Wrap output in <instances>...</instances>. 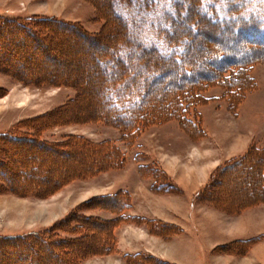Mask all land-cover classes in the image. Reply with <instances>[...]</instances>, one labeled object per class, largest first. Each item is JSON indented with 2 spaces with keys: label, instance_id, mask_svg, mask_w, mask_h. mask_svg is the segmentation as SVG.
I'll use <instances>...</instances> for the list:
<instances>
[{
  "label": "rangeland",
  "instance_id": "rangeland-1",
  "mask_svg": "<svg viewBox=\"0 0 264 264\" xmlns=\"http://www.w3.org/2000/svg\"><path fill=\"white\" fill-rule=\"evenodd\" d=\"M144 1L146 0H138V3L134 1L132 10H128L133 20L140 18L148 21L158 16L159 5L166 3V0H157L158 9L151 8L145 13L141 7ZM111 2L118 4L119 0H0V25L8 20L50 18L63 23L77 24L85 33L94 35L98 40L86 41L74 31H67L68 29L59 23L50 25L53 26L50 35L46 32L44 36L40 26L45 24L40 25L42 23L37 24L35 21L34 24H37V27L33 28L39 36L44 37L42 45L49 48L45 54L34 41L18 40L21 35L19 32H11L14 37L4 42L2 35L5 33L1 29L0 134L12 132L32 134L37 128L36 125L40 124L39 138L45 142L59 143L70 137L78 139L80 136L94 143L107 140L114 142L125 152L126 157L122 167L112 168L93 176L73 178L48 193L46 190L54 179H58L69 170L80 169L84 163L91 161L85 156V150L77 144H70L73 148L69 150L62 148L65 151L56 155L48 149L29 145L27 151L22 149L25 155L19 156L16 162H13L14 156L8 160L5 159L8 164L13 162L15 169L20 172L16 176H11L12 183L15 186L32 188L31 190L29 188L10 190L7 185L9 179L4 178L0 173V237L49 231L56 243L57 240L63 243L54 242V244L45 245L47 247L43 249L26 246L25 249L30 251L35 259L33 256L30 259V257L15 255L14 258L7 257L10 260H3L2 264H35L37 259L40 260L39 264H57L60 261L61 264H67L62 260V253H64L62 249L66 244L64 241L81 237V227L84 226L83 217L106 221L118 217L117 213L109 210L110 201L100 196L111 193L121 194L123 191L126 193L121 194L120 198L124 200L126 196V202L129 204L123 211L125 215H131L133 209L136 211L133 201L135 202V197L139 195L137 207H140L141 203L146 208H151L161 218H146L139 215L137 217L158 220L164 224L171 223L162 221V217L166 218L163 208L171 205L169 200L175 201L174 205L177 204L180 211L175 216L169 214L170 217L167 220L181 224L183 230L166 237L159 234L152 236L153 233L144 224L126 221L114 225L112 220L103 246V250L107 251V247L111 248L114 245L111 252L84 256L77 261V264H122L127 254L137 252L154 258L158 257L157 259L168 264H264V201L250 205L239 213L228 214L218 209L214 211L204 208L202 200L195 201L198 204L194 205V209L191 198L198 191L192 192L189 199L191 205L187 206L185 204L187 199L184 196L181 202L178 197L155 196L182 192L163 167L178 179L181 176L186 177L180 181L187 183L181 187L188 193L193 189L188 184L193 183L196 178L194 185L197 186L209 169L211 173L224 161L246 152L250 146L264 147V64L255 63L252 66L251 75L255 78L256 87L246 91L245 96L237 103L235 111L228 108L229 103L226 99H212L195 107V115L196 117L199 115V126L203 130L199 138H192L182 130L176 120H170L146 126L136 138L134 145L126 147L122 132L113 124L100 120L85 121L87 117L95 116L111 108L99 80L102 74L98 71V66L93 64L95 59L101 58L100 48L108 45L111 36L116 37L119 34L121 25L110 16L111 25L106 26L107 20L101 15V9L107 12L108 4ZM123 10H127V7L122 1L120 6H117V11L121 14ZM165 10L170 11L169 7ZM243 11L244 9L240 12ZM229 14L232 16V13ZM144 25L146 22L135 31L132 29L130 35L155 41L154 31ZM144 28H146L145 31H141ZM178 29L184 39L194 36L192 22ZM198 37L203 40L204 45L209 44L206 38L199 35ZM244 42H246L245 39H240L236 44H240L241 51L248 56L251 54V49H248ZM191 46L188 45V47ZM118 48V46L111 47L102 59H108V54L115 53L119 50ZM16 49H19L18 54L15 53ZM130 52L128 60H132L134 56L138 57L134 50ZM214 65L205 63L204 67H214ZM13 71L16 73L14 74ZM175 71L178 73L177 70ZM133 72L138 76L135 83L137 86H141L152 77L148 69ZM172 72L171 69L167 73ZM108 74L107 71L106 75ZM29 77L33 78L29 80ZM39 77L45 81H40ZM166 77L167 75L158 77L155 81L153 79L154 87L149 95H159L160 92L168 91L169 85L163 84ZM161 84L159 92L157 89ZM81 89L82 94L79 92ZM220 92V88L215 86L206 89L204 94L212 98L213 95L219 96ZM72 99L74 101L70 103ZM54 114L57 116L54 117ZM60 114H66V118H61ZM54 120L55 123H50ZM167 140L172 143L171 149H167ZM19 143L16 142L17 147L20 146ZM172 151L176 153L171 154ZM211 152L220 153L227 158H223L217 164V159L210 156ZM139 165H149L144 167L147 174L143 175L139 172ZM72 166L76 168L72 169ZM151 166H156L159 170L154 171ZM35 167L36 170L33 171L32 168ZM160 170L164 173V177L159 173ZM188 170H191L190 178ZM166 176L170 179L169 181L165 180ZM234 178V183L228 184L230 193L234 194L233 200L241 202L255 195H264L263 181L257 178L255 173L251 175L247 171L243 176L241 174ZM154 181L159 187H168L172 182L179 188V192L156 190ZM33 182L36 184H32ZM260 185H263L261 189ZM201 186L199 188H202ZM123 200H121L122 203L125 202ZM250 201L253 199L251 198ZM210 208L215 209L212 206ZM233 215L237 217H232ZM144 230L150 235H144ZM121 233L129 237L127 240L124 239L129 247L127 245L126 250L123 251L118 248V236ZM88 235L87 242L79 245V249L86 251L97 246L92 244L96 235L95 230L90 231ZM214 236L218 241H222V244H215L217 240L211 242ZM162 238L172 239L165 244L163 240H160ZM237 240H251L252 243L240 252L241 247H236ZM223 245L233 246L237 253L233 252L232 248L231 251H225L224 248L223 250L221 247ZM12 252L9 243L1 244L0 261L4 257L6 259V255Z\"/></svg>",
  "mask_w": 264,
  "mask_h": 264
},
{
  "label": "trees",
  "instance_id": "trees-1",
  "mask_svg": "<svg viewBox=\"0 0 264 264\" xmlns=\"http://www.w3.org/2000/svg\"><path fill=\"white\" fill-rule=\"evenodd\" d=\"M122 1L126 5L127 10H123L120 14L117 11V6H120ZM134 1L138 3V0H119L118 4L112 2L108 4L107 12L103 8L101 9L102 17L107 20L106 26L110 24V16L113 17L116 23L121 25L120 29L118 28L119 34L116 37L111 36L108 45L100 48L101 58H97L93 62L94 65L98 66L97 69L102 74L99 80L102 83L103 91L106 92L105 98L109 100L111 108L105 109L102 113H97L95 116L87 117L85 121L100 120L110 125L113 124L122 132L126 147L134 145L136 138L146 126L170 120H176L182 130L192 138H199L203 134V130L199 126V115L197 117L195 115L194 109L197 105L207 103V101L212 99H226L229 103L228 108L231 111H235L237 103L245 96L246 91L256 87V81L251 75V70L255 63L264 64V0H166V3L163 2V4L159 5L160 7L156 5L157 0H146L141 5L145 13L151 8L157 10L159 7L160 9L159 15L150 18L148 21L140 18L133 20L130 17L128 10H132ZM166 7H169L170 11L165 10ZM242 9L244 11L240 12ZM229 13H232V16ZM35 21L37 24L42 23L40 25L45 24V26H40L42 28L38 27L43 30L44 36L46 32L50 35L53 28L50 25L59 23L63 24L68 29L67 31H74L86 41H98L94 35L85 33L77 24L63 23L50 18H30L24 21L8 20L2 23L0 31L3 29L2 31L5 33L2 35L4 42L14 37L11 32H19L23 37L21 38L20 35L19 39L17 38L18 40L34 41L47 54L49 48L42 45L44 44V37L39 36L35 28H33L37 27V24H34ZM145 22L146 25L144 26L154 31L155 41L147 38L144 40L140 36L130 35L132 29L135 31L136 28H140L139 26ZM190 22H192V34L194 36L184 39L178 27ZM145 29L141 31L144 32ZM198 35L206 38L209 44L206 43L204 45L203 40L199 39ZM240 39H245L244 45L251 49L250 55L245 56V53L241 51L240 44H236ZM188 45H192L194 48L192 49V46L188 47ZM114 46H118L119 50L115 53H109L108 59H102V56L107 54L109 49ZM131 50H134L138 57L134 56L132 60H128ZM18 52L19 49H16L15 53L18 54ZM205 63H213L215 65L214 67H204ZM139 69L150 70L152 76V79L146 80L141 86L135 84L138 76L133 72ZM171 69L173 72L168 74L167 72ZM175 70L178 73H175ZM107 71L108 75H106ZM165 75L167 77L163 84L169 85L168 91L160 92L161 84L160 88L158 87L157 89L160 92L159 95H149L150 90L154 87L153 82L155 79ZM31 78L33 77H29V80ZM39 80L45 81L42 77H39ZM179 80L180 82H178ZM215 86L220 88V95H213L212 98L206 97L204 94L206 89ZM79 92L82 94L83 90L81 89ZM56 116L57 114H54V117ZM60 117L66 118V114H60ZM32 121L35 120L32 119ZM43 122H46V120H43ZM55 122L54 120V122L50 123ZM38 126L40 124L36 125L37 128L32 134L22 132L0 134V173L4 178L9 179L7 185L10 190L15 191L22 188L31 190L30 188H32L15 186L11 180V176H16L20 173L15 169L13 162H16L19 156L25 155L23 153L25 151H22V149L27 151V146L29 145L45 148L56 155H60L65 150L73 148L70 144H77V146L86 151L85 156L92 161L84 163L80 169H74L73 167L76 168V166H72L74 170H69V172L58 177V179H54L50 187L47 188L46 193L59 188L73 178L93 176L112 168L122 167L125 163V152L112 141L104 140L94 143L80 136L78 139L70 137L59 143L45 142L39 138L38 132L40 130ZM67 141L71 143L68 144ZM16 142H20V146L17 147L16 145L18 144ZM12 156L15 159L13 158V162L10 165L5 162V159L8 160ZM94 160H100V163ZM148 166L139 165V172L143 175L147 174L144 167ZM151 167L154 171L159 170L156 166ZM32 169L35 171L36 167ZM247 171L251 175L255 173L257 178L262 179L264 185V147L250 146L243 154L224 161L209 174L202 188L192 196L191 200L193 202L202 200L207 205L228 214L239 213L250 205L264 201L263 194L246 198L241 202L232 199L234 194L230 193L228 184L234 183V176L239 177L241 174L243 176ZM159 173L161 175L164 174L161 170ZM168 179L166 176L165 180L169 181L170 179ZM32 184L36 183L33 182ZM154 185L156 190L179 192V188L172 182L168 187L156 186L155 181ZM263 185H260V189ZM125 193L123 191L121 194ZM121 194L111 193L100 196L103 199H107V201L109 200V210L118 214V217L112 219L114 225L119 222L136 221L146 225L151 233L159 234L163 237L180 231L177 226L164 224L158 220H147L143 217L125 215L123 211L128 208L129 204L126 202V196L124 200L120 198L122 197ZM251 198L253 201H250ZM121 200L125 202L122 203ZM112 220L106 221L83 217L82 223L84 226L81 227V237L64 241L67 245L64 244L65 247L62 249L64 252L62 253V260L67 264H77V261H80L84 256L103 255L111 252L114 245L111 248L107 247V251L103 250V246L106 243V235L108 236L109 232L108 226ZM93 230H95L96 235L92 244L97 246L86 251L79 249L78 246L87 242L86 237ZM54 242L56 243V240H54V236L49 231L0 237V246L3 243H9L13 250L11 254L6 255V259L4 257L0 261V264L3 263V260L9 261L10 259L8 258H14L15 255L18 257H30L31 259L33 254L25 249L26 246L43 249L47 247L45 245L54 244ZM61 243L63 241L57 240L56 244ZM251 243V240H237L236 247L240 246L241 252L243 248H247ZM71 247L73 248L71 249ZM221 247L225 251H231L230 249L232 248L233 252L237 253L233 246L223 245ZM124 260L126 264H168L143 253L127 254ZM39 261L38 259L35 260V264H39ZM61 263V261L57 262V264Z\"/></svg>",
  "mask_w": 264,
  "mask_h": 264
},
{
  "label": "crops",
  "instance_id": "crops-1",
  "mask_svg": "<svg viewBox=\"0 0 264 264\" xmlns=\"http://www.w3.org/2000/svg\"><path fill=\"white\" fill-rule=\"evenodd\" d=\"M214 141H216L215 139H214ZM214 141H212V143L214 142ZM167 143H166V145H167V149H171L172 148V143H171V141L170 140H167L166 141ZM176 153V151H172L171 152V154H175ZM210 156H213L215 159H217V164L219 163V162H221L222 161V159L223 158H227V156H224V155H222V154H218L217 152H211V154H210ZM161 163V162H160ZM216 164V165H217ZM163 169H164V171L169 175V177H171V179H173V181H174V183H176L177 185H178V187L182 190V192H180V193H176V194H158V195H155V196H161L162 198H165V197H178V200H179V202H181V201H183V199H182V196H184V197H186V201H187V203H185L186 204V206L189 204V205H191L189 202V199H190V197H191V195H192V192H195V191H198L200 188H199V186L200 185H202L203 186V184L206 182V180H207V178H208V176H209V172H210V170L211 169H209L208 170V172L204 175V177H202V179H201V181H200V183L197 185V186H195L194 185V183L197 181V179L195 178V180H193L194 182L193 183H189L188 185L189 186H192L193 187V189H192V191L191 192H186L185 190H184V188H182L181 186L182 185H187V183H184V182H182V181H180V179L181 180H183L184 178H186V177H183V176H181V178H176V176L175 175H173V174H171V173H169L164 167H163ZM189 173H191V170H188V177L190 178V174ZM201 186V187H202ZM197 187V188H196ZM130 189V188H129ZM148 193H151L152 195H154L152 192H148ZM134 194V193H133ZM136 198V200H135V202L133 201V207L135 208V210L136 211H134V209H133V211H132V213H131V216H133V215H139V216H143V217H146V218H161V217H158V215L151 209V208H146L144 205H141V203L139 204L140 205V207H137L138 205L136 204L137 203V201H138V199L140 198V196L138 195V197H135ZM174 200V199H173ZM170 201V203H171V205H169V206H165L164 208H163V213L164 214H166L165 215V217L166 218H164V217H162V221H166V222H168V223H171V225H174V226H177V227H179L180 228V231L181 230H183V228L181 227L182 225L181 224H179V223H176L175 221H168L167 220V218L168 217H170V215L169 214H172V216H175L179 211H180V208H179V206H177V204L176 205H174L175 204V201H172V200H169ZM177 202V201H176ZM198 203L197 202H194V204H192V206H194V205H197ZM201 205V204H200ZM203 207L204 208H207V209H211V210H214V211H216V209H214V208H210V206L209 205H207L206 203H204V205H203ZM194 209H195V206H194ZM138 211V212H137ZM217 212H219V213H222L221 211H217ZM223 214H225V213H223ZM232 217H237V215H233ZM197 222V221H196ZM146 230H144V235H146V236H148V235H150V234H148L147 232H145ZM126 233V232H125ZM215 235H219V234H215ZM152 236H155L154 234L152 235ZM119 238V246H118V248H119V250L120 251H123V250H126L125 248L127 247V245L128 244H126L125 242H124V239H126L127 240V238L129 239V237H128V235L126 234V236L125 235H123V233H121L119 236H118ZM158 237V236H157ZM123 238V239H122ZM158 238H161V237H158ZM216 238H219V237H217L216 236ZM172 239V238H171ZM171 239H164V238H162V239H160V240H163L164 241V243L166 244V243H168L167 241H170ZM217 240V241H216ZM213 241H216L215 242V244H222L221 242L222 241H218V239H215V236H214V239L211 241V242H213ZM228 242V241H227ZM224 243H226V242H224ZM128 247H129V245H128ZM137 253H141V252H137ZM110 256V255H109ZM158 258V257H157ZM122 264H125V262H124V259L122 260Z\"/></svg>",
  "mask_w": 264,
  "mask_h": 264
}]
</instances>
